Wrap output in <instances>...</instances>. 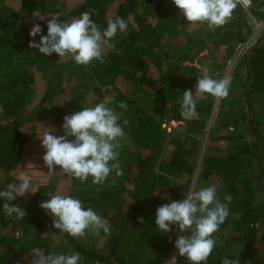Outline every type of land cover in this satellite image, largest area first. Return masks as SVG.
Masks as SVG:
<instances>
[{
    "label": "trees",
    "instance_id": "trees-1",
    "mask_svg": "<svg viewBox=\"0 0 264 264\" xmlns=\"http://www.w3.org/2000/svg\"><path fill=\"white\" fill-rule=\"evenodd\" d=\"M251 1L249 14L237 4L226 25L211 29L206 23L187 22L172 0H10L0 6V191L19 184L21 172L30 177L29 192L8 201L28 204L25 217L5 215L6 201L0 198V264H32L34 249L46 256L79 252V264H167L175 251L176 264H191L175 247L176 239L190 232L173 225L171 233H161L155 223L159 207L184 199L174 192L182 175L191 183L196 176L195 190L215 185L222 203H227L225 196L232 197L230 214L214 234L216 247L205 264H221L225 257L239 264H264V111L251 103L255 118L243 116L247 103L241 94L251 80V94L260 97V105L264 101V35L247 64L241 60L237 68L239 77L246 71L241 93L235 95L230 86V95L221 99L222 115L211 129L201 162V138L216 98L195 95V117L181 114L183 92L195 94L202 74L196 60L211 61L212 78H224L237 49L254 33L252 20L264 23V0ZM49 11L60 13L61 22L90 12L101 31L109 20L122 17L128 30L117 33L104 63L77 65L71 57H47L29 46L47 35ZM35 25L42 33L33 38ZM105 95L112 97L108 107L124 130L118 149L123 175L113 172L96 185L91 177L81 182L59 166L49 174L41 127L64 135L65 116L94 107L92 101L101 102ZM122 102L126 108L120 107ZM172 121L185 123L188 136L169 138L176 129L170 134L163 124ZM245 122L257 131L256 145L247 130L239 131ZM232 126L238 131L230 133ZM168 144L173 146L170 155L165 153ZM69 184L65 195L109 220L111 232L102 246L91 233L73 237L59 232L54 217L40 207Z\"/></svg>",
    "mask_w": 264,
    "mask_h": 264
},
{
    "label": "clouds",
    "instance_id": "clouds-1",
    "mask_svg": "<svg viewBox=\"0 0 264 264\" xmlns=\"http://www.w3.org/2000/svg\"><path fill=\"white\" fill-rule=\"evenodd\" d=\"M181 10L187 22L206 23L208 27L216 28L226 25L232 18L239 0H172ZM247 2V0H245ZM48 33L41 35L39 43L30 42L29 46L37 49L39 53L50 57L54 53L60 59L71 57L77 65L87 66L93 61L105 62L106 49L114 47L112 41L118 32L126 33L128 23L122 17L109 20L106 30L92 20L90 12H84L79 18L71 22H61L60 13H55L47 24ZM42 33V28L35 25L30 35L34 38ZM231 78L214 79L209 69L204 67L198 77L196 92L191 90L183 92L182 115L191 118L195 113L193 97L208 94L217 99L229 95ZM112 97L105 96L103 101L94 107H83L70 116L64 117L62 125L64 135L56 136L50 127H41L42 146L46 152L43 156L49 174H55L56 167L66 174L74 176L81 182L88 181L96 185L104 184L115 173L116 177L123 175L119 164L121 139L124 130L119 124V116L108 107ZM126 108V103H121ZM19 184L7 185V190L0 191L5 215H15L17 218L25 217L26 212L18 205L8 203L17 197L29 192L30 177L26 171L18 177ZM115 183V179L112 180ZM227 203H222L217 197L215 185L199 190H188L185 198L172 201L157 209L156 225L161 233H171L172 226H178L180 232H190V235L179 236L175 247L179 255L185 257L191 264H205L216 247L214 234L220 229L230 214L228 204L232 197L225 196ZM40 207L50 214L53 227L61 233L73 237H84L92 233L99 235L103 230L105 235L110 234L111 225L108 219L100 216L92 208H85L78 198L68 195H52ZM237 216L239 214H236ZM141 223L143 219L141 218ZM35 258L32 264H79L81 255L74 252L68 255H45L41 250H33ZM173 257L168 264H176ZM221 264H239V260L227 257L221 259Z\"/></svg>",
    "mask_w": 264,
    "mask_h": 264
},
{
    "label": "rangeland",
    "instance_id": "rangeland-1",
    "mask_svg": "<svg viewBox=\"0 0 264 264\" xmlns=\"http://www.w3.org/2000/svg\"><path fill=\"white\" fill-rule=\"evenodd\" d=\"M9 2H10V0H0V6L1 5L7 6L9 4ZM52 15H54L53 12H51V11L46 12L45 20H46L47 24H48V21L51 19ZM25 23H26V21H25ZM262 24H260V25H262ZM255 29L256 28L254 26L253 27L254 32H255ZM263 35H264V33H262L260 36L257 37L258 38L256 40L257 44H258L260 38ZM204 55L206 56V53ZM237 57H238V49H237V52H236L234 58L229 62L228 66L226 67L227 70H226V73L224 75V78L225 77H230L231 78V81H232L231 86H232V89H233L235 95H239L241 93V89H242V86L245 83V77H246V71L244 72V77L243 76H240V77L238 76V74L241 73V70H237V68L239 67V63L241 62V60H244V58L239 56L238 59H236ZM185 65H187V64H185ZM194 65L196 67H198V68H201V69H203L204 67L210 68V65H212V62L209 61V60L200 61V59H197L196 63H194ZM248 84H249V81H248ZM234 87H238V88L234 89ZM247 89H248V86L246 87V90H244V92L241 93L243 95V99L245 101H246V97L245 96H246ZM229 95H230V92H229ZM105 96H109V95H105ZM104 97L102 99H100V100L103 101ZM259 98H260L259 96L253 95L250 92V94H249V102H250V104L253 103L255 107H257L258 109L262 108V110L264 111V101H263L262 105H260V101L258 100ZM221 99L222 98H219V99L216 98L215 105H214V110H213V115H212V117H211V119H210V121L208 123V128L206 130V134H205V136L203 138H201V140H203V143H202L201 157H200V160H199L200 162H201V159L203 158V156L205 154L206 148L209 145L211 129L217 124V122H219V116L222 115V113H221L222 104L220 103ZM92 103H93V105H95L96 104V100L92 101ZM247 107L248 106H246V108L243 110L242 114L245 117H248V115H249V118H250L251 117L250 116V112H249V109H247ZM252 110H253V113H254L255 108H253ZM253 118H255V117H253ZM240 119L241 118L239 116V120ZM240 121H242V119ZM261 122L263 123L261 125V129H262L261 133L263 135L262 137H263V140H264V119ZM176 125L177 126H175V128H174V129H176V133H174V131H172L171 134H173V133L174 134H173V136H169V138L176 139L181 133H182V135L188 136L189 127L188 126H184L185 123H183V124H181V123L178 124L177 123ZM246 127H247V129H246ZM246 130H247L248 139L250 141H252L254 145H256L257 144L256 142L258 141V135H256V133H257L256 129H254L252 126H250L249 122H247V123L245 122L243 125L241 124L239 126V131H243V132L246 133ZM229 131H230V133H235V132L238 131V129L232 126V128L229 129ZM172 150H173V146L171 144H168L166 146L165 153L170 155ZM200 162H199V164H200ZM64 175H66V174H64ZM0 178H2V173L1 172H0ZM70 182H71V180H70ZM175 185L176 186L174 187V192L181 194V196L183 198H185V193L188 190H195L197 188L196 176H195V178L193 179V181L191 183V180H190V178L187 175H182L181 177H179L175 181ZM69 186H70V184L67 185L66 188L62 189V191H63V192H61V193H63L62 195H65L68 192ZM18 206H20L25 212H27L28 204L21 203V204H18ZM92 235H93L92 238H97L98 239V241L101 244V246H102V244H104V242L108 238V236L105 235L103 230L100 231L99 235H95V234H92ZM175 254H176V252L172 251L171 255L169 256V260L168 261H170L173 257H175Z\"/></svg>",
    "mask_w": 264,
    "mask_h": 264
},
{
    "label": "built area",
    "instance_id": "built-area-1",
    "mask_svg": "<svg viewBox=\"0 0 264 264\" xmlns=\"http://www.w3.org/2000/svg\"><path fill=\"white\" fill-rule=\"evenodd\" d=\"M239 5L242 6V8L249 14L250 13V8L252 7V1L251 0H247V2H245V0H239L238 2ZM252 18V17H251ZM253 24L255 26V32L253 33V35L251 36V38L245 43L239 46L238 48V57H246L249 53L250 50L257 44L256 40L258 39L257 37L260 36L262 33H264V23H257L254 19L252 20ZM262 24V25H260ZM238 57L236 59H238ZM177 123L175 121H172L170 124L164 123L163 124V128L165 130H167L168 133H172L173 129L175 128V126ZM179 124V123H178ZM37 250V249H35ZM33 252V250H32ZM31 252V257L32 260L35 258V253Z\"/></svg>",
    "mask_w": 264,
    "mask_h": 264
},
{
    "label": "water",
    "instance_id": "water-1",
    "mask_svg": "<svg viewBox=\"0 0 264 264\" xmlns=\"http://www.w3.org/2000/svg\"><path fill=\"white\" fill-rule=\"evenodd\" d=\"M261 47H264V44H263ZM252 49H254V47H253ZM252 49H251V50H252ZM251 50H250V51H251ZM248 56H249V54H248V55L246 56V58L244 59V61H245L246 64H247ZM246 70H247L248 76H250L248 68H247ZM250 89H251V80L249 81L248 89H247V91H246V96H245V97H246L247 106H248V109H249V112H250V116H251V117H254V113H253V110H252V106H251V104H250V102H249Z\"/></svg>",
    "mask_w": 264,
    "mask_h": 264
},
{
    "label": "crops",
    "instance_id": "crops-1",
    "mask_svg": "<svg viewBox=\"0 0 264 264\" xmlns=\"http://www.w3.org/2000/svg\"><path fill=\"white\" fill-rule=\"evenodd\" d=\"M251 20H252V19H251ZM252 25H253V27H254L253 21H252Z\"/></svg>",
    "mask_w": 264,
    "mask_h": 264
},
{
    "label": "flooded vegetation",
    "instance_id": "flooded-vegetation-1",
    "mask_svg": "<svg viewBox=\"0 0 264 264\" xmlns=\"http://www.w3.org/2000/svg\"><path fill=\"white\" fill-rule=\"evenodd\" d=\"M246 57H244V59H245Z\"/></svg>",
    "mask_w": 264,
    "mask_h": 264
},
{
    "label": "bare ground",
    "instance_id": "bare-ground-1",
    "mask_svg": "<svg viewBox=\"0 0 264 264\" xmlns=\"http://www.w3.org/2000/svg\"><path fill=\"white\" fill-rule=\"evenodd\" d=\"M232 68V67H231Z\"/></svg>",
    "mask_w": 264,
    "mask_h": 264
}]
</instances>
